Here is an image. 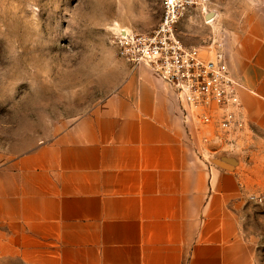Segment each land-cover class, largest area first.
Listing matches in <instances>:
<instances>
[{
  "label": "crops",
  "instance_id": "obj_1",
  "mask_svg": "<svg viewBox=\"0 0 264 264\" xmlns=\"http://www.w3.org/2000/svg\"><path fill=\"white\" fill-rule=\"evenodd\" d=\"M249 134L185 122L172 86L129 64L51 140L0 166V258L24 264H258L246 197L264 183V6L226 48Z\"/></svg>",
  "mask_w": 264,
  "mask_h": 264
},
{
  "label": "rangeland",
  "instance_id": "obj_2",
  "mask_svg": "<svg viewBox=\"0 0 264 264\" xmlns=\"http://www.w3.org/2000/svg\"><path fill=\"white\" fill-rule=\"evenodd\" d=\"M161 2L0 0V166L54 138L118 87L130 63L112 43L116 27L151 31ZM263 6L264 0H206L180 19V36L187 45L216 38L228 48ZM241 222L264 264V183L246 197ZM0 264L24 263L8 257Z\"/></svg>",
  "mask_w": 264,
  "mask_h": 264
},
{
  "label": "built area",
  "instance_id": "obj_3",
  "mask_svg": "<svg viewBox=\"0 0 264 264\" xmlns=\"http://www.w3.org/2000/svg\"><path fill=\"white\" fill-rule=\"evenodd\" d=\"M205 1L162 0L161 19L154 29L136 32L119 26L112 43L120 58L134 67H150L172 86L187 124L201 130L208 127L220 148L227 144L234 150L251 129L242 113L240 83L230 71L226 47L216 38L200 46L187 45L178 29L180 19Z\"/></svg>",
  "mask_w": 264,
  "mask_h": 264
},
{
  "label": "water",
  "instance_id": "obj_4",
  "mask_svg": "<svg viewBox=\"0 0 264 264\" xmlns=\"http://www.w3.org/2000/svg\"><path fill=\"white\" fill-rule=\"evenodd\" d=\"M207 18H208V15H207Z\"/></svg>",
  "mask_w": 264,
  "mask_h": 264
}]
</instances>
